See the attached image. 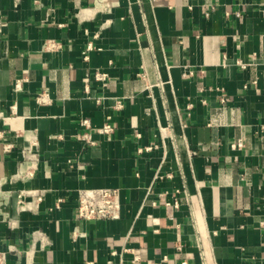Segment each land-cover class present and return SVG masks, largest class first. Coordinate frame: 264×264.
Returning <instances> with one entry per match:
<instances>
[{"label":"crops","instance_id":"0c3cea01","mask_svg":"<svg viewBox=\"0 0 264 264\" xmlns=\"http://www.w3.org/2000/svg\"><path fill=\"white\" fill-rule=\"evenodd\" d=\"M93 188L118 219L77 218ZM0 250L264 264V0H0Z\"/></svg>","mask_w":264,"mask_h":264},{"label":"built area","instance_id":"2783aa9c","mask_svg":"<svg viewBox=\"0 0 264 264\" xmlns=\"http://www.w3.org/2000/svg\"><path fill=\"white\" fill-rule=\"evenodd\" d=\"M53 47V44H51ZM95 77L97 80L105 81L107 76L103 73H96ZM22 87V82L19 80L13 83V88L15 91H20ZM37 102L42 104L45 102V97L38 96ZM120 107V106H119ZM80 126L84 131L79 135V141L83 147L93 146L94 141L92 140L93 132L102 136H109L113 128L110 123L106 122L102 127L92 131L88 120H82ZM242 142L237 141L233 148L242 147ZM160 179L163 176L159 177ZM120 200L119 191L111 188H93V189H81L77 193V206H76V216L80 220L84 221H99V220H115L119 218L120 212ZM135 259H137L135 257ZM5 261V254L0 250V264ZM181 264H186L182 262Z\"/></svg>","mask_w":264,"mask_h":264}]
</instances>
